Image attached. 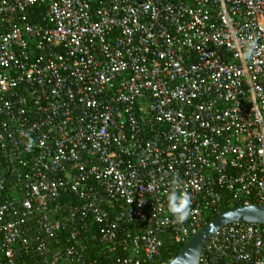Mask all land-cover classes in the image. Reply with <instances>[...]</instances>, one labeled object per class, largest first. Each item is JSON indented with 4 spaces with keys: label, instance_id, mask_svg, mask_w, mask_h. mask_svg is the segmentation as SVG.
Segmentation results:
<instances>
[{
    "label": "built area",
    "instance_id": "built-area-1",
    "mask_svg": "<svg viewBox=\"0 0 264 264\" xmlns=\"http://www.w3.org/2000/svg\"><path fill=\"white\" fill-rule=\"evenodd\" d=\"M236 206L264 207V0H0V264H163ZM198 264H264V226Z\"/></svg>",
    "mask_w": 264,
    "mask_h": 264
},
{
    "label": "water",
    "instance_id": "water-1",
    "mask_svg": "<svg viewBox=\"0 0 264 264\" xmlns=\"http://www.w3.org/2000/svg\"><path fill=\"white\" fill-rule=\"evenodd\" d=\"M229 224H257L264 226V207L236 206L219 211L179 247L172 259L163 264H198V256L203 244L216 232Z\"/></svg>",
    "mask_w": 264,
    "mask_h": 264
},
{
    "label": "clouds",
    "instance_id": "clouds-1",
    "mask_svg": "<svg viewBox=\"0 0 264 264\" xmlns=\"http://www.w3.org/2000/svg\"><path fill=\"white\" fill-rule=\"evenodd\" d=\"M240 43V55L245 60L254 61L260 54L261 46L253 36H248L246 39H239ZM27 146H31L35 143L32 140L30 133H24ZM170 190L166 193L167 196V211L175 222L183 223L192 213V197L184 190L183 181L178 175H173L170 181ZM167 223V221H162Z\"/></svg>",
    "mask_w": 264,
    "mask_h": 264
},
{
    "label": "trees",
    "instance_id": "trees-1",
    "mask_svg": "<svg viewBox=\"0 0 264 264\" xmlns=\"http://www.w3.org/2000/svg\"><path fill=\"white\" fill-rule=\"evenodd\" d=\"M214 216H215V214L207 215V216L205 217V219H204V222H207L208 220H210V219H211L212 217H214ZM179 247H180V246L172 247V248L170 249V254L167 256L168 259H164V260L167 261V260H169V259H172V258L176 255V253H177Z\"/></svg>",
    "mask_w": 264,
    "mask_h": 264
}]
</instances>
